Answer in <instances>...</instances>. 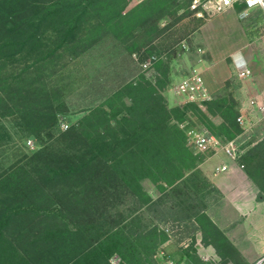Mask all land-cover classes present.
I'll list each match as a JSON object with an SVG mask.
<instances>
[{
	"label": "trees",
	"instance_id": "1",
	"mask_svg": "<svg viewBox=\"0 0 264 264\" xmlns=\"http://www.w3.org/2000/svg\"><path fill=\"white\" fill-rule=\"evenodd\" d=\"M125 8L126 0H0V148L15 134L40 146L9 167L0 161V264H110L113 255L120 264H155L165 233L127 230L116 206L131 195L150 201L140 184L146 178L162 190L160 183L185 184L188 192L207 183L178 123L204 125L222 142L241 131L230 101H218L225 125L217 132L212 99L168 108L144 74L59 129L67 105L54 78L107 36L129 54L146 46L157 52L150 44L163 31L159 21L181 7L178 0H144ZM239 159L264 198V139ZM205 209L192 206L186 218L202 242L223 263L248 264ZM193 245L186 256L195 263Z\"/></svg>",
	"mask_w": 264,
	"mask_h": 264
},
{
	"label": "rangeland",
	"instance_id": "2",
	"mask_svg": "<svg viewBox=\"0 0 264 264\" xmlns=\"http://www.w3.org/2000/svg\"><path fill=\"white\" fill-rule=\"evenodd\" d=\"M143 1L126 0L123 13L130 12ZM209 1L215 0H198L193 9L194 0H178L181 7L178 12L162 18L158 23L163 31L150 44L157 52H147L150 46H146L129 54L113 37L107 36L78 60L71 62L52 81L53 85L64 89L67 105V112L58 117L59 129L66 131L68 128L63 129V123L71 127L113 91L141 74L157 86L168 108L189 104L176 92L177 86L187 76L200 74L215 102L216 114H209V118L217 132L218 128L225 125L217 108L219 100L230 101L237 113L235 123L238 124L239 116L250 118L253 111L250 107L251 100L264 106V90L261 95L258 94V89L264 85L262 12L254 10L245 18L240 15L241 6L214 12L209 7ZM206 3L208 7H205ZM240 55L249 63L251 75L248 78L237 75L235 61ZM152 56H156V62L144 70L140 62ZM126 101L129 103V100ZM178 126L185 133L190 151L201 158L203 163L211 153L198 152L189 139L204 133L216 136V133L204 125H191L187 121L178 123ZM238 127L241 131L230 140L239 136L238 141L234 142L244 152L249 149V145L264 139V115L260 114V118L258 115L253 116L252 124L247 128H242L239 124ZM39 147L33 136L20 138L15 134L6 148H0V161L4 167H9L22 154H30ZM199 169L204 176L202 169ZM206 179L205 185L201 182L198 190L191 189L188 192L185 184L170 188L160 183L165 188L162 190L146 178L140 184L150 201L142 196L131 195L116 206L115 211L123 213V225H127V230L158 227L165 233L167 238L153 257L155 264H205L202 259L194 263L184 258V255L192 247L196 233L200 232L193 222L187 221L189 211L192 206L195 209L204 206L207 208L217 200V196L210 191V181ZM109 262L120 264L121 261L117 255H113Z\"/></svg>",
	"mask_w": 264,
	"mask_h": 264
},
{
	"label": "crops",
	"instance_id": "3",
	"mask_svg": "<svg viewBox=\"0 0 264 264\" xmlns=\"http://www.w3.org/2000/svg\"><path fill=\"white\" fill-rule=\"evenodd\" d=\"M238 6H242L243 11V5L239 3L232 8ZM262 21L264 25L263 17ZM235 63L236 69L241 65L250 68L243 55L237 57ZM263 90L264 85H261L258 94L261 95ZM250 114L260 118V114L255 110ZM239 138L238 136L235 140L238 141ZM236 148V159H230L223 151H219L209 154L200 165L204 176L210 181L213 189L211 192L217 196V200L205 209V214L238 251L240 260L252 264L264 258V198H260V189L240 162L239 158L244 151L237 145ZM221 165H227L228 170L216 173V167ZM193 247L199 260L223 263L215 248L202 242L201 232L196 233ZM184 258L189 259L186 255ZM234 260L236 258H229V262L224 264H231Z\"/></svg>",
	"mask_w": 264,
	"mask_h": 264
},
{
	"label": "built area",
	"instance_id": "4",
	"mask_svg": "<svg viewBox=\"0 0 264 264\" xmlns=\"http://www.w3.org/2000/svg\"><path fill=\"white\" fill-rule=\"evenodd\" d=\"M198 0H194L192 6L193 9L196 8V3ZM211 2L210 8L214 12H223L228 8L234 7L236 3L243 5L242 17L245 18L249 15L250 12L254 10H260L264 18V0H215ZM205 7H208V3L205 4ZM137 55H134L135 58ZM157 60L156 56H152L149 59L140 62L141 67L145 70L148 69L155 61ZM237 75L240 78H248L251 75V70L246 65L237 66ZM176 92L185 98L186 102L202 104L204 102L211 100V95L206 86V83L203 77L198 73H193L178 84ZM250 107L254 111L255 107L257 112L261 115H264V106L256 103L255 100H251ZM238 124L242 128H247L252 124L251 118L247 116H239L237 118ZM63 129H67V124H62ZM192 133H190L191 135ZM191 145L195 150L200 153H217L223 151L224 154L230 159L237 158V148L234 140H228L222 142L217 136L211 134H200L195 135L189 139ZM31 144V142H29ZM228 170L227 165H221L216 167L215 172L220 173ZM209 261H206L207 264ZM264 258L257 261L255 264H263ZM214 264H223L221 262H214Z\"/></svg>",
	"mask_w": 264,
	"mask_h": 264
}]
</instances>
